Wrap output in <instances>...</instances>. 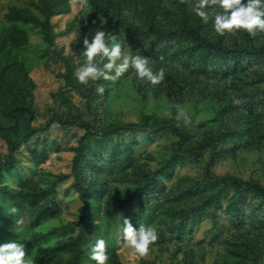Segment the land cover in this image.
Returning <instances> with one entry per match:
<instances>
[{
	"label": "rangeland",
	"instance_id": "1",
	"mask_svg": "<svg viewBox=\"0 0 264 264\" xmlns=\"http://www.w3.org/2000/svg\"><path fill=\"white\" fill-rule=\"evenodd\" d=\"M110 1L117 5L106 16L91 0L87 6L79 0H0V157L15 156L0 179V244H24L31 264H68L77 252L80 264H96L90 256L99 239L106 241L107 264H264V199L250 194L238 208L233 190L218 195L200 185L208 169L264 186V56L239 63L211 57L204 65L203 49L195 51L189 37L177 35L159 52L163 45L152 43L155 36L138 41L185 20L199 24L207 41L229 48L264 45V32L216 34L218 7L206 9L204 23L180 0H155L153 11L123 3L119 12V0ZM96 2L107 8L105 0ZM41 8L60 12L46 18ZM98 29L117 35L125 53L147 57L153 72L164 68L163 82L152 85L129 68L116 80L80 84L75 72L85 64L83 39ZM144 117H175L189 134L184 146L206 147L179 154L169 130L138 132L131 151L127 132L98 150L92 140L80 170L81 192L72 164L85 130L71 120L101 128ZM133 192L137 199L126 208ZM125 218L156 230L146 256L124 244Z\"/></svg>",
	"mask_w": 264,
	"mask_h": 264
},
{
	"label": "clouds",
	"instance_id": "2",
	"mask_svg": "<svg viewBox=\"0 0 264 264\" xmlns=\"http://www.w3.org/2000/svg\"><path fill=\"white\" fill-rule=\"evenodd\" d=\"M188 3L195 14L204 23L209 20L208 8L218 7L222 11L214 14L213 28L216 34L225 36L234 35L239 30L246 31L255 36L257 31L264 32V0H180ZM81 5L87 6L88 0H79ZM127 15V13H125ZM95 23V21L93 22ZM83 57L85 64L78 67L75 76L80 84L87 85L90 80L96 81L116 80L132 68L137 77L147 80L152 85H158L165 78V69L157 72L149 67V59L143 55H131L122 50L121 43L117 42V35L103 30H96L91 40L87 36L83 39ZM163 59V57H161ZM107 62H104V61ZM102 65V67H101ZM100 95L104 93L102 85L97 87ZM240 103V101H234ZM177 108H180L177 105ZM180 114L184 115L183 109ZM18 211L15 207L10 209V214ZM123 242L140 256H146L149 246L157 241L158 235L154 228L140 224L134 227L129 219L123 220ZM90 259L96 264H107L109 259L106 250V241L99 239L92 247ZM0 264H31L25 245L17 242L0 244Z\"/></svg>",
	"mask_w": 264,
	"mask_h": 264
},
{
	"label": "trees",
	"instance_id": "3",
	"mask_svg": "<svg viewBox=\"0 0 264 264\" xmlns=\"http://www.w3.org/2000/svg\"><path fill=\"white\" fill-rule=\"evenodd\" d=\"M105 1L107 4V8L104 4L102 3L99 4L98 2H96V0H91L92 4L95 7H97L103 14H105L106 16H111V12L108 9L109 7H113V6L115 7L117 5V2L113 4L110 0H105ZM118 3L120 5L119 7H117L118 8L117 12L120 11L119 8L120 6H122L123 3H127L129 7H133V6L137 7L138 9L137 11H140L141 9H145V7L147 11H153L156 9L155 0L154 1L153 0H119ZM140 5L142 7H140ZM41 11L43 12L46 18H49L50 16L60 12L53 8H49V9L41 8ZM5 17L10 21H15V20L30 21L25 16H5ZM42 25L45 28L48 39L52 41L49 32L50 23L46 22ZM197 25H192L189 23V21L185 20L181 24H179L176 28L170 30V32L150 30L148 33H151L152 35L146 33V35H143L142 38H140V40L138 41L149 43L151 37L155 36L152 43H156V44L161 43L163 45L161 49L157 50L159 52V51L168 50V44L171 43V41H173L174 38L177 37V35L178 36L183 35L185 37H189L193 41H195L197 45L194 48L195 51L196 50L199 51L203 49V51L200 52L201 55L200 61H202L204 65H206L208 61H210L211 57L220 58L224 62L233 60L234 62L239 63L244 58L250 59L251 57L264 56V45H260V46L252 45L249 47L238 45L236 47L229 48L220 44H215L213 42L207 41L201 34L200 26ZM149 27L151 28V25ZM133 28L136 29V27ZM224 64H225V69L228 72L229 70L228 69L229 66H227L228 63H224ZM71 121H73L74 124H79L85 130V133L80 137L78 141V145L76 147V153L73 158V164H72V172L75 180V185L83 193L86 190V188L84 187L80 170L82 168L83 162H86L88 160L87 148L92 140L94 141L93 143V145H95L94 148L98 150L101 149L102 146H105V143L108 141V139L116 135L120 136L123 133L127 132L129 133L130 141H128L125 144V147H127L128 150L131 151L132 147L137 143L136 134L138 132L161 133L165 130H169L178 138L177 143L179 146L176 149V152L179 154L189 155L206 147L205 144H200L198 146H184V144L189 138V134L185 129L184 125L182 124V122L175 117H162L157 119L144 117L139 122H128L123 124L111 123L101 128H95L92 123L84 120H78L76 118H73ZM14 161H15V156L12 153L4 158L0 157V179L2 177L4 169L9 167L11 163ZM200 185L202 187L211 186L215 188L216 193L218 195H221L223 192L227 191L228 189L233 190L234 196L232 199V203L235 204L238 208L240 205H243V203L245 204V201L248 200L250 194L257 195L258 197L264 199V186L259 182L246 181L232 176L216 175L210 172L208 169L205 171L204 177L200 181ZM136 199L137 197L135 196V192L131 193L128 199L126 200L127 202L126 208L128 207V204H130L132 201H135ZM81 240L82 237L80 235L74 239V244L76 245V247H78V249ZM68 264H80L79 252H77L74 255L73 259L70 262H68Z\"/></svg>",
	"mask_w": 264,
	"mask_h": 264
}]
</instances>
